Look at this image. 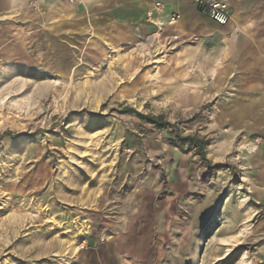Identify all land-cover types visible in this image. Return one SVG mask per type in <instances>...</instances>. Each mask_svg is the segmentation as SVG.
Returning <instances> with one entry per match:
<instances>
[{
  "label": "rangeland",
  "instance_id": "1",
  "mask_svg": "<svg viewBox=\"0 0 264 264\" xmlns=\"http://www.w3.org/2000/svg\"><path fill=\"white\" fill-rule=\"evenodd\" d=\"M167 32L130 49L133 80L112 58L72 77L0 60V264H96L141 237L169 249L157 264H264L263 191L241 183L236 157L213 158L209 105L163 95Z\"/></svg>",
  "mask_w": 264,
  "mask_h": 264
},
{
  "label": "crops",
  "instance_id": "2",
  "mask_svg": "<svg viewBox=\"0 0 264 264\" xmlns=\"http://www.w3.org/2000/svg\"><path fill=\"white\" fill-rule=\"evenodd\" d=\"M224 1L232 20L219 26L179 0H0V60L19 73L72 77L101 71L112 57L133 80L143 65L130 49L168 31L173 45L159 79L163 95L184 108L211 107L213 158L236 157L241 183L264 197V0ZM172 13L180 18L169 24ZM146 72L151 84L157 74ZM157 244L146 246L141 237L138 249L123 247L109 260L96 253L95 263L157 264L159 255L164 262L169 249Z\"/></svg>",
  "mask_w": 264,
  "mask_h": 264
},
{
  "label": "built area",
  "instance_id": "3",
  "mask_svg": "<svg viewBox=\"0 0 264 264\" xmlns=\"http://www.w3.org/2000/svg\"><path fill=\"white\" fill-rule=\"evenodd\" d=\"M59 1L69 5L78 4L81 0H54ZM182 2H189L193 4L198 11L208 18L209 20L213 21L219 26H224L231 22L232 14L230 11L229 4L224 0H179ZM163 6L162 4L155 2L154 3V11L159 15L162 14ZM180 16L177 13H172L168 16L167 22L169 24L175 23L179 20ZM152 14L149 13L147 15V22H151Z\"/></svg>",
  "mask_w": 264,
  "mask_h": 264
},
{
  "label": "trees",
  "instance_id": "4",
  "mask_svg": "<svg viewBox=\"0 0 264 264\" xmlns=\"http://www.w3.org/2000/svg\"><path fill=\"white\" fill-rule=\"evenodd\" d=\"M150 124H152L154 127H156L157 129H166L170 127V123L168 122H161V118L159 117H153V118H146ZM180 142H185V141H190L193 143L194 147L197 149L198 153H200V155L203 153V147L202 144L197 143L195 141L192 140V138H183L179 140Z\"/></svg>",
  "mask_w": 264,
  "mask_h": 264
},
{
  "label": "bare ground",
  "instance_id": "5",
  "mask_svg": "<svg viewBox=\"0 0 264 264\" xmlns=\"http://www.w3.org/2000/svg\"><path fill=\"white\" fill-rule=\"evenodd\" d=\"M111 58H112V57H111ZM111 58H110V59H111Z\"/></svg>",
  "mask_w": 264,
  "mask_h": 264
}]
</instances>
